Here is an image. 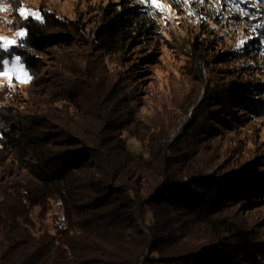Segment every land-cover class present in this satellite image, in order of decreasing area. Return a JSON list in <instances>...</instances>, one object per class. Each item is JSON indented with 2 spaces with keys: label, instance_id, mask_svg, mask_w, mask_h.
Instances as JSON below:
<instances>
[{
  "label": "trees",
  "instance_id": "trees-1",
  "mask_svg": "<svg viewBox=\"0 0 264 264\" xmlns=\"http://www.w3.org/2000/svg\"><path fill=\"white\" fill-rule=\"evenodd\" d=\"M136 2L105 7L92 65L67 54L89 45L76 22L53 15L26 18L25 36L0 50V60L19 57L36 95L29 112L0 107V264H264V237L238 216L264 205L263 157L231 167L201 157L210 140L264 119V0H225L226 13L254 16L244 45L211 55L224 82L207 90L189 131L170 142L154 128L143 153L123 137L133 123L126 83L102 65L148 32L138 19L153 7ZM47 57L51 79L38 77ZM53 204L61 218L49 233L31 212Z\"/></svg>",
  "mask_w": 264,
  "mask_h": 264
},
{
  "label": "rangeland",
  "instance_id": "rangeland-1",
  "mask_svg": "<svg viewBox=\"0 0 264 264\" xmlns=\"http://www.w3.org/2000/svg\"><path fill=\"white\" fill-rule=\"evenodd\" d=\"M140 2L144 6L153 7L148 16L138 19L148 32L139 36L137 43L129 45L123 61L118 55L104 54L102 58V65L108 73L120 77L126 83V92L129 94L127 101L133 111V118L128 117L126 122L127 125L131 121L133 123L126 128L123 137L132 153L146 151V137L154 128L162 127L164 139L170 142L180 138L184 131H189L192 121L200 112L199 108H207L202 105L207 90L213 83L224 82L210 68L213 65L211 55L221 52V49L240 48L238 45L245 41L246 29L252 27L254 18L243 15L242 12L226 13L225 0H207V3L204 0H178L176 3L172 0H156L155 5L152 0ZM108 5H112L113 9L123 5L133 8L132 5L137 7V2L15 0L16 10L9 17H14V22L0 26V50H4L5 44L10 49L19 39L16 33L23 31L20 25L26 18L20 15V10L24 9L26 13H38L39 19L53 15L61 20L76 22L80 34L85 35L83 42L89 41V45L76 46L74 53L67 54L77 64L92 65L96 61L94 52L90 49L91 43L95 40V32L106 28L105 7ZM256 5L264 9V2H257ZM28 17L37 19L35 15H27ZM202 20L207 21L206 27H202ZM196 44L197 48L194 47ZM196 49H199V53ZM147 56H151L149 60H146ZM12 61H16V58ZM41 61L38 77L51 79L48 73L54 71V67L50 59L47 57ZM128 61L134 63L129 69L128 64H125ZM0 68H3L0 72V107L14 108L19 113L29 112L36 95L30 84L20 82L27 78L20 62L4 66L0 64ZM61 83L59 80L55 82ZM206 149H209L210 156L203 152ZM214 154L219 156L216 163H228V167L260 156L264 161V119L252 120L233 132H224L220 138L210 140L203 148L201 157L211 159ZM38 211L35 208L31 212L36 225L54 233V227L61 218L59 207L53 204V208L44 217L40 216L41 218L37 217ZM238 216L254 225L257 232L264 237V205L253 211L239 212Z\"/></svg>",
  "mask_w": 264,
  "mask_h": 264
},
{
  "label": "snow or ice",
  "instance_id": "snow-or-ice-1",
  "mask_svg": "<svg viewBox=\"0 0 264 264\" xmlns=\"http://www.w3.org/2000/svg\"><path fill=\"white\" fill-rule=\"evenodd\" d=\"M172 2H173V3H176V2H178V0H172ZM204 2L207 3V0H204ZM241 2H242V0H232V3H233L234 6H238ZM243 2H247V0H243ZM155 3H156V0H152V4L155 5ZM225 7H226V5H225ZM242 14H243V15H247V13H242ZM20 15H21L22 17H25V18H27V15H35L36 18L39 19V14H38V13H35V14H32V13H26L24 9H21V10H20ZM16 35H17L18 37H24V36H25V32L20 31V32H17ZM10 43H11V42H10ZM244 43H245L244 41H241V44L238 45V47L243 46ZM21 47H23V45H21ZM3 49H4V52L7 54L8 51H9V49H8V45L5 44V45L3 46ZM17 62H19V57L16 58V61H12L11 58H9L8 60H0V64H3V65L13 64V63H17ZM2 71H3V68H0V72H2ZM25 76L27 77V73H25ZM17 79H19V77H18ZM28 79H30V77H29V78H26V79H24V80H21L20 82H25V83H26V82L28 81Z\"/></svg>",
  "mask_w": 264,
  "mask_h": 264
},
{
  "label": "clouds",
  "instance_id": "clouds-1",
  "mask_svg": "<svg viewBox=\"0 0 264 264\" xmlns=\"http://www.w3.org/2000/svg\"><path fill=\"white\" fill-rule=\"evenodd\" d=\"M15 0H0V26L2 24H12L14 17L10 19L13 12L16 10L14 7Z\"/></svg>",
  "mask_w": 264,
  "mask_h": 264
}]
</instances>
